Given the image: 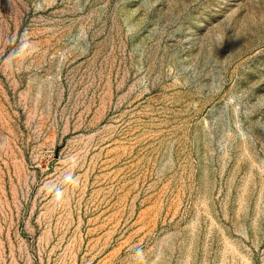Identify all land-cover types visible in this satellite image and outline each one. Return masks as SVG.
I'll return each instance as SVG.
<instances>
[{
    "label": "rangeland",
    "instance_id": "1",
    "mask_svg": "<svg viewBox=\"0 0 264 264\" xmlns=\"http://www.w3.org/2000/svg\"><path fill=\"white\" fill-rule=\"evenodd\" d=\"M0 264H264V0H0Z\"/></svg>",
    "mask_w": 264,
    "mask_h": 264
}]
</instances>
